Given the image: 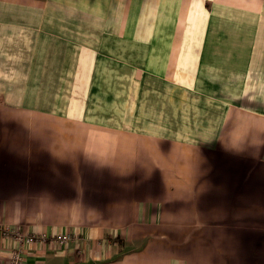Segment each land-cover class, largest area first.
Segmentation results:
<instances>
[{
  "label": "crops",
  "instance_id": "0c3cea01",
  "mask_svg": "<svg viewBox=\"0 0 264 264\" xmlns=\"http://www.w3.org/2000/svg\"><path fill=\"white\" fill-rule=\"evenodd\" d=\"M2 224L78 235L22 264H264V0H0Z\"/></svg>",
  "mask_w": 264,
  "mask_h": 264
},
{
  "label": "built area",
  "instance_id": "2783aa9c",
  "mask_svg": "<svg viewBox=\"0 0 264 264\" xmlns=\"http://www.w3.org/2000/svg\"><path fill=\"white\" fill-rule=\"evenodd\" d=\"M1 231H3L6 234V236L16 237L20 243V247L18 248V254L14 256L13 253L12 255V262L14 264H22V262L24 261L23 248L26 244L35 243V242H45L47 239L51 237L53 240L57 241L61 245H67L72 240L78 238V235L76 233H72L68 231L58 232L54 235H51L50 237L47 235L40 236L35 233L24 234L7 225L6 226L0 225V232Z\"/></svg>",
  "mask_w": 264,
  "mask_h": 264
},
{
  "label": "rangeland",
  "instance_id": "374dc122",
  "mask_svg": "<svg viewBox=\"0 0 264 264\" xmlns=\"http://www.w3.org/2000/svg\"><path fill=\"white\" fill-rule=\"evenodd\" d=\"M114 221H119L120 219L117 217V216H112L111 217ZM10 226L11 228H13V229H15L12 225H10V224H2V226ZM81 226H84V225H79V228H82ZM84 227H87V226H84ZM16 230V229H15ZM18 231H20V230H18ZM21 233H24V234H30V233H32V232H27V231H20ZM0 237H2L3 239H5V240H7V239H9V238H13L14 240H15V242H16V245H15V247H14V249L12 250V253H11V255H13V253H14V256L16 255V254H18V248L20 247V243H19V241H18V239L16 238V237H14V236H6V234L3 232V231H1L0 232ZM23 257H24V255H23ZM13 263V262H12ZM23 263V262H22ZM14 264V263H13Z\"/></svg>",
  "mask_w": 264,
  "mask_h": 264
}]
</instances>
